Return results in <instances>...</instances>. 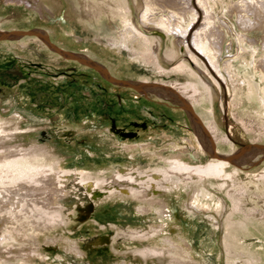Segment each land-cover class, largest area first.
<instances>
[{"label": "bare ground", "instance_id": "1", "mask_svg": "<svg viewBox=\"0 0 264 264\" xmlns=\"http://www.w3.org/2000/svg\"><path fill=\"white\" fill-rule=\"evenodd\" d=\"M133 1L138 11H142L143 17H147L151 9L163 11L166 7L162 0ZM0 2L2 3L0 9L7 5L16 6L12 16L16 19L0 18V42H16L20 49L31 52L33 48L29 46V41L37 39L44 47L39 43V50L49 51L64 60H74L92 66L117 86L132 87L140 92L141 89L143 91L145 89L156 96L167 95L163 98L175 101L176 99L181 101L180 93L183 94L188 103L182 101L180 109L184 108L190 116L188 118L195 123L196 132L199 129L197 134L201 135V139L195 137L198 146L192 147V150L200 158L205 152L209 154L206 161L201 159L187 161L183 154L190 147L185 149L176 146L175 153L155 152L147 161L140 160L130 165L113 163L107 168L86 169L66 165L63 148L50 143L51 141H39L43 126L24 127L22 119L19 118L0 120V256H4L0 259V264L12 259L21 260L20 263L24 264L35 255L41 256L44 243L63 240L62 237L53 240L51 236L67 228L74 221L86 220L93 216L94 210L103 204L116 201L134 202L135 211L140 213L155 210L159 217H164L168 213L167 204L164 203L167 196L183 193L191 195L188 204L190 212L198 210L208 214V217H217L218 226L224 233V247L227 253L231 248L241 250L244 264H264V168L255 172L248 171L264 158V154L261 158L257 156V151L262 153L264 150V144L257 143L264 140V90L258 92V96L263 97L260 98L261 108L258 109L252 103L254 89L249 86L247 79L237 78L231 65V59L242 58V51L246 48L239 45L238 52L232 58L228 57L218 65L215 75L192 48L198 49L200 54L205 55L209 63L213 64V59L209 55L215 58L221 53L222 48L221 41H218L216 36L217 30L222 32L220 25L208 27L204 21L190 36L191 41L188 42L191 29L183 28L182 22L185 19H179L174 12L178 14L184 12L183 15H186V12L190 15L192 13L187 11L188 8L178 9V4L183 5L182 0L168 1L167 5L175 11H167L170 13L169 16L162 12L156 21L163 25L169 35L165 37L167 48L162 57L163 39L160 36L140 34L128 21L123 22L125 28L122 30L123 33H118L120 38L97 37L94 40L112 51L120 52L121 49L127 51L132 61L144 63L152 76L160 79L176 78L178 74L186 76L182 80L170 82L167 86L159 81H150L149 78L127 82L111 75L106 67L89 57L96 56L94 50L86 49L89 55L67 51L51 43L49 32L41 29H4L13 21L20 23L27 19L26 13L18 9L19 6L25 5L23 10L31 6L25 0ZM79 2L84 4L83 12L78 14L81 15L79 17L81 20L97 18L101 15L100 11L110 18L114 16L126 18L132 13L129 0H104L99 6L87 0ZM186 2L190 8L191 0ZM46 6L44 4L35 10L36 13L41 15L43 11H50L51 7ZM260 8L264 9V2ZM205 13L207 15V12ZM262 14L258 13L256 17L264 21ZM240 21L241 27L245 30L256 25V22L253 24L254 22L247 16H240ZM261 21L259 23L263 22ZM150 23L152 21H148L147 24ZM150 29L149 27L148 30ZM258 29L263 31L264 25ZM235 35L238 44L245 42L242 34ZM174 37L178 38L180 43L184 42L183 45L175 41ZM21 41L23 42L20 43ZM247 43H250L247 51H250L252 61L246 57L244 61L246 64L247 61L251 62L249 75L252 76L253 71L258 72L260 69L264 73V56L256 61L253 58L255 49L251 48L250 41ZM103 47H95L97 48L95 50H105ZM207 47L211 50L207 51ZM180 56L184 58L176 65L173 64ZM167 64L173 65L169 68ZM116 67L117 65L110 63L111 70ZM242 84L247 85L246 89L244 85L241 86ZM224 89L231 97L227 103L224 101L228 106V116L231 118L230 136H235V133L242 138L251 135V141L254 143L252 149H255L257 155L253 153L252 156L243 157L245 150L249 151L248 147L241 146L240 149H235L231 138L222 133L215 106L216 98L219 100L218 96L224 97L225 100ZM198 107L202 111L195 114ZM247 117L260 120L257 127H253ZM189 139L192 142V139ZM204 145L208 147L207 151ZM214 145L230 146V152H215ZM253 236L261 242L250 240L249 238ZM154 240H157L156 243ZM111 241L129 245L147 242L144 248H137L133 252L134 255L145 259L157 257L164 260L163 264H197L187 248L175 246L178 242L164 235L163 224H151L148 228L121 227ZM69 247L72 250L76 249L73 244Z\"/></svg>", "mask_w": 264, "mask_h": 264}, {"label": "rangeland", "instance_id": "2", "mask_svg": "<svg viewBox=\"0 0 264 264\" xmlns=\"http://www.w3.org/2000/svg\"><path fill=\"white\" fill-rule=\"evenodd\" d=\"M79 1L25 0L31 9L23 10L25 5L19 6L18 9L26 13L27 19L20 23L13 21L4 29H41L49 32L51 43L67 51L89 55L87 50H94L98 58L89 57L106 67L111 75L127 82L149 78L150 81H159L167 86L170 82L184 79L186 75L183 74H178L176 78L163 79L152 76L148 73L150 69L140 61H132L127 51L123 49L120 52L112 51L94 40L97 37L120 38L118 33H123L122 30L125 28L123 22L128 21L135 30H139L140 34L160 36L164 40V42L162 40V57L167 48L166 38L169 35L163 25L156 21L161 17L162 12L169 16L170 13L167 11H175L167 5L168 1L172 0H162L166 6L163 11L151 9L147 17H143L142 11H138L134 1L129 0L132 13L126 18L121 16L110 18L100 11L99 17L88 20L79 19L81 15L78 14L84 6ZM87 1L99 6L104 0ZM263 2L264 0H191L192 6L189 8L186 0H182L183 5L178 4V9L188 8L187 11L192 14L186 12V15H183L184 12L182 14L174 12L179 19H185L182 22L183 28L191 29L188 42L191 41L190 36L204 21L208 27L220 25L222 32L217 30L216 36L217 40L221 41L222 48L221 53L215 58L209 55L213 59V64H210L207 57L200 54L198 49L192 48L215 75L218 65L222 64L224 59L232 58L238 52L239 45L246 48V52L242 51V58L231 59V65L237 78L247 79L249 86L254 89L253 102H251L258 109L261 108L262 95L259 97L258 92L264 90V73L261 69L258 72L252 70V76L249 75L251 62L247 61V65L244 58L252 61L249 56L250 51H247L250 48L248 45L250 43L247 41H250L251 48L255 49L253 58L256 61L264 56V30L258 29L264 25V21L256 17L258 13L264 14V9L260 8ZM44 4L48 8L51 7L50 11H45L46 13L43 11L41 15L36 13L35 10L43 7ZM142 4L145 7V4ZM15 7L7 5L0 9V18L16 19L12 17ZM240 16H247L254 22L253 24L256 22L255 27L246 30L242 28ZM259 20L263 22L259 23ZM148 21L152 23L147 24ZM235 33L242 34L245 42L238 44ZM208 35L212 36L210 33ZM174 40L180 43L178 38L174 37ZM39 43L37 39L30 40L29 46L33 48L30 52L20 49L16 42H0V120L19 118L22 119L24 127L43 126L44 130L38 137L39 141H51L50 143L63 148L68 166L92 169L107 168L113 163L130 165L140 160L147 161L149 156L155 155V152L175 153L176 146L185 149L190 147L183 154V158L187 161L209 159L207 152L200 158L192 150V147L197 148L196 139L197 136L201 139V135L197 134L199 129L196 132L195 123L188 118L190 116L184 108L180 109L182 101L188 103L183 94L180 93L181 101L180 99L175 101L170 98L164 99L163 97L167 95L163 94L156 96L149 91L151 94L149 95L147 89L148 93L145 89L144 91L141 89L140 92L132 87L117 86L92 66L74 60H64L49 51L39 50ZM95 47H103L105 50L96 51ZM210 50L211 48L207 47V51ZM182 56L173 64L176 65L182 60L184 58ZM110 63L117 65L116 69L111 70ZM173 64L167 66L171 68ZM243 85L246 89L247 85L241 86ZM224 93L225 100L224 97L218 96L219 100L216 98L215 106L222 133L231 138L235 149L238 150L241 146L248 147L249 151L245 150L243 157L247 158L255 153L261 158L264 150L262 153L257 151L256 154L255 149H252L254 143L251 141V135L242 138L235 133V136H230L231 118L228 116V106L225 102L227 103L231 97L226 89ZM201 111L202 109L198 107L193 112L198 114ZM248 120L253 127H257L260 121L253 118ZM257 143L264 144V140ZM204 147L207 151L208 147L205 145ZM214 151L229 153L230 146L214 145ZM263 168L264 158L248 171L255 172ZM190 196L187 193L177 196L168 195L164 202L167 204L168 213L164 217H159L155 210L139 213L133 208L134 202L116 201L103 204L94 210L93 216L86 220L74 221L67 228L51 236L53 240L61 237L63 240L44 243L42 255H35L32 260L29 259L24 264H163L164 260L157 257L145 259L134 255L133 252L137 248H144L147 242L129 245L111 241L121 227L148 228L151 224H163L164 235L178 242L175 246L181 245L187 248L197 264H244L241 250L231 248L229 253L225 251L224 233L218 226L217 217H208V214L198 210L196 212L188 210ZM249 239L256 243L261 242L255 236ZM183 240L186 242L184 243ZM154 241L156 243L157 240ZM70 244L75 246L76 251L70 249ZM167 245L169 246L168 243ZM2 257L4 256H0V259ZM20 261L12 259L2 264L17 262L21 264Z\"/></svg>", "mask_w": 264, "mask_h": 264}]
</instances>
